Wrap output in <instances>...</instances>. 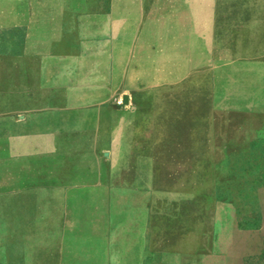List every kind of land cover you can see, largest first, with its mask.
Instances as JSON below:
<instances>
[{
	"label": "crops",
	"instance_id": "obj_1",
	"mask_svg": "<svg viewBox=\"0 0 264 264\" xmlns=\"http://www.w3.org/2000/svg\"><path fill=\"white\" fill-rule=\"evenodd\" d=\"M245 3L112 0L81 17L91 28L80 47L62 50L58 0H4L22 6L0 21L19 29L13 50L0 34L3 170H32L78 210L130 216L147 232L163 170L228 168L218 154L235 139L264 138V4Z\"/></svg>",
	"mask_w": 264,
	"mask_h": 264
},
{
	"label": "rangeland",
	"instance_id": "obj_2",
	"mask_svg": "<svg viewBox=\"0 0 264 264\" xmlns=\"http://www.w3.org/2000/svg\"><path fill=\"white\" fill-rule=\"evenodd\" d=\"M3 1L0 21L17 18L18 10L11 8L22 4L7 8ZM109 4L112 0H58V48L78 49L91 28L79 23L81 17L108 12ZM26 5L32 17L34 5ZM49 5L38 4L36 11L49 18ZM48 27L41 25V32ZM17 28L0 25L12 50ZM240 140L235 139L234 152L218 154L228 168L163 170L169 176L154 186L147 202L151 226L144 233L137 232L139 219L133 227L130 216L78 210L83 206L38 184L32 170L11 173L0 164V264H264V138L254 147Z\"/></svg>",
	"mask_w": 264,
	"mask_h": 264
}]
</instances>
